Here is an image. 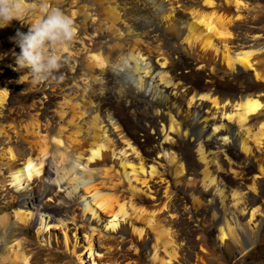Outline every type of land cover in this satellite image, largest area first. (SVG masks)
Returning a JSON list of instances; mask_svg holds the SVG:
<instances>
[{
    "label": "rangeland",
    "instance_id": "rangeland-1",
    "mask_svg": "<svg viewBox=\"0 0 264 264\" xmlns=\"http://www.w3.org/2000/svg\"><path fill=\"white\" fill-rule=\"evenodd\" d=\"M104 1L106 9L118 7L120 19H108L103 9L97 15L93 0H47L74 20L77 32L55 78L38 84L14 61L20 49L12 37L30 25L13 20L12 27L0 28V84L9 91L0 106V153L9 147L33 156L47 150L43 177L34 176L25 191L42 194L56 218L38 233L39 223L15 216L23 206L21 192L0 188V214L10 213L12 224L6 231L0 227L3 249L20 242L29 264H264V139L256 137L258 115L242 122L236 106L244 96L264 100L258 85L264 52L252 55L250 68L231 65L237 50L264 48V0H229L232 8L217 0L226 5L217 9L192 0ZM236 1L243 5L237 8ZM42 2L28 0L25 23L40 18ZM83 6L94 11L86 26ZM190 21L224 32L217 41L232 53L228 60L186 40ZM74 114L75 123H68ZM93 115L106 147L91 163L92 184L110 204L109 212L95 206L97 217L80 196L94 203L91 193L79 188L69 195V179L62 186L51 181L58 167H70L60 156L58 167L52 163L64 143L71 154L90 147ZM59 132L63 144L52 138ZM121 201L127 214L117 216L113 229L111 214ZM137 218L142 236L128 221Z\"/></svg>",
    "mask_w": 264,
    "mask_h": 264
},
{
    "label": "bare ground",
    "instance_id": "bare-ground-1",
    "mask_svg": "<svg viewBox=\"0 0 264 264\" xmlns=\"http://www.w3.org/2000/svg\"><path fill=\"white\" fill-rule=\"evenodd\" d=\"M58 1L59 0H56V2H58ZM154 1L156 2V4H159L160 0H154ZM192 1L194 3L202 5L204 7H212L213 9H217L218 6H221V7L226 6V5H224V3L222 4V3L218 2L217 0H192ZM93 2H94V6L92 8L97 10V15L102 14V9H103V11L106 13V16L108 19H111L114 21L115 19L117 20V19L121 18V12H120V10H118L117 6H111L110 9H106L107 3L105 4L104 0H97V1L93 0ZM226 3H227V8H232L231 5H229V4H231L229 2V0H226ZM87 4H90V3H87ZM87 4H86V7L88 6ZM242 5L243 4H241L240 1H236V7L237 8L241 7ZM166 6L167 5H165L164 9H166ZM92 8L90 7L89 9H92ZM82 9L85 12V14L83 13L85 15V20H84L83 25L86 26L87 25L86 20H87V18H89L88 16L93 15L94 11L93 12H91L90 10L87 11L88 9L86 10L85 7ZM196 11L201 12V10H196ZM199 12H198V14H199ZM203 12L204 11H202V14H203ZM171 14H172L171 11L166 12V15L169 17ZM204 16H205V14H203L201 16L202 19L205 18ZM201 17L199 18V21H200ZM206 17L210 18V16L207 14H206ZM95 18H96V16L94 17V19ZM210 21L211 20H209V22ZM199 23H201V22H199ZM218 24L220 25V23H218ZM13 25H14V22L12 21L8 27H12ZM187 27H189V31L186 32L185 38H186V40L189 41V43L193 42L194 46H198L201 44L202 48L208 49V51L213 50L216 52V54H218L220 52L223 54V56H225L226 60H228V57H229L228 53L229 54H232V53L230 52V50L228 48H226L224 50H222V49L220 50V46H219L218 41H217L219 38L224 39V37L226 36L224 34V32L222 33V32L217 31L216 30L217 28H215L214 26H212L210 24H207L204 29L199 28L198 25L194 23V21L188 22ZM5 29L7 30V28H5ZM8 30H10V29H8ZM255 43L260 45V42L258 40L255 41ZM252 46H254V45L253 44L249 45V47H250L249 49H242V50L239 49L236 52H234L232 54L233 55V61H232L231 65L235 66L236 64H241V65L245 66L246 68L252 67L254 65V60L251 59L252 55L255 54V52H258V53L264 52L263 47L260 46V47H257V49L256 48L254 49ZM108 47H112L111 44L108 45ZM263 55L259 59V65L262 67V71L258 73L259 79H260L258 85L261 87V90L264 89V60H262V58L264 57ZM8 96H9L8 89H6L4 86H2L0 84V106L3 105L7 101ZM262 96L264 98V92L262 93ZM214 101H216V104H218V100L215 99ZM236 106H237V109L239 110V112H238L239 119L242 122L248 121L250 116L253 114L258 115L260 127H259L258 133H256L258 135L256 137H258L259 139H264V100L244 96V97H241V99L236 103ZM73 110L74 111L76 110L75 106H73ZM75 113H77V111ZM76 115L75 114L71 115L72 117H70V119L68 120V123L74 124L75 123L74 120H75ZM83 115H80V116H83ZM98 120H99L98 116L93 115L92 120H91L92 123L89 125V128H91V131H89L88 133L91 134V137H92L91 138L92 141L90 142V144L88 143L90 147H86L84 145L81 147H78L76 153H74L72 151L74 154L69 153L70 152L69 151V145L70 144L67 147L68 143L67 144L64 143V140L62 139V133L61 132L57 133L56 135H54L52 137L53 140L55 141L54 143H57V144L58 143L59 144L64 143V145H66L65 146L66 148L63 146L65 148V150L64 151L62 150V152H60L61 150H59V146H58V149L56 150V152L59 150L57 152L58 154L53 153L54 159L52 158V163L56 164V162L59 160V158H57V157L60 156V158L61 157L62 158H61V161L60 160L59 161L63 163L62 159H64V160L68 159L69 160L68 164L70 163L69 164L70 167L64 166L62 168V170L59 171V169H58L59 164L57 162V164H56V167H58L56 169L57 175L51 180L52 182L54 181V183L56 182L58 184V186H62V181L69 179L70 180L69 185L66 186V188L72 187L68 192L69 195H73V196L77 195L79 192L78 191L79 188H84L86 193H91L90 196L92 197V201H94V203H92L91 201H87L86 200L87 196H85V194H80V196L82 198H84L83 200L86 204L85 210L91 211L92 215L96 216V217L98 216V209L97 208H101L102 210H106L108 212L110 210V209L108 210V208L110 207V204L106 203L105 199L103 198L102 193L98 189H96L94 184H92L94 182V176H95L92 174V171L95 168L93 166H91V163L96 161L97 159H101L103 157V155H104L103 150L106 147V142H105L106 140L103 139L105 137V134L99 133L101 131H100V127L98 124L99 123ZM79 130H81L80 133H83L82 132L83 127L81 125H79ZM81 136H82V134H81ZM69 138L70 137H67V141L69 140ZM64 139H66V138H64ZM241 145L244 148V150L249 149V147H247L245 142H242ZM55 146H56V144H55ZM16 150L14 151L13 148L9 147L0 153L1 154V156H0V164H1L0 174L2 175V177H4L3 182L0 181V188H2V190H5V189H7V186H10V187H14L16 189V191L21 192L23 206L21 209H19L15 212V216L18 220L23 221L24 223H31V224L39 223L40 227L38 228V233L42 234V232H44V230L46 231L49 224L51 222H54V220H56V218L53 214H51L49 212L50 204H48L47 202L44 201L42 194H39V195H35V193L29 194L28 192L25 191L26 187H27L25 184H28L29 180L33 179V177L36 175L43 177L45 161L47 158L46 157L47 150L45 151L44 149H42V152L38 156H33L32 151H29V152L27 151L25 153L22 152L21 154H18V152H16ZM88 152H89V155H87ZM201 157H203L202 159H204V155ZM55 159H58V160H55ZM7 167H8V171H9L8 174L9 175L5 174V168H7ZM208 169L209 168H208V166H206V162H205V177L209 176V170ZM106 171L108 172V170H106ZM71 181H73V182H71ZM113 183H114V181H113ZM115 184L117 187L119 186L117 184V182H115ZM118 205H119V207H118L119 210L117 212H113V214H111L113 218L109 222L110 223L109 225L113 229H116L117 225H118V221L116 220L117 216L119 214H121V216L127 214L125 202L124 203L122 202ZM95 206H97V208ZM9 216H10V213H8V212L4 213V214H0V227L5 229L4 231H6L8 229V227H10V225H12L9 222V218H10ZM60 221H62V224H64L63 220H60ZM128 221H129L130 226L133 227V230L135 232H137L140 236H142L143 231H144L142 220L137 218L133 221L131 219H128ZM149 221L152 222L151 218L149 219ZM117 231L121 232V229L117 230ZM12 233L14 234V230ZM221 233H222L221 238L223 240L228 237V233L226 231L221 232ZM262 237L264 238V235H262ZM4 238H5V236H4ZM2 239H3V237L0 238V251L3 252V254H0V257H1V262L3 264H23V263L29 264L30 263L26 252L22 251L23 247L21 248L20 242H16L12 246H10V250L8 252V251L4 250L5 248L3 249V247H2V244H1ZM65 241H67V237H66ZM89 244H90V247L92 249L94 246L92 239L89 241ZM5 251L8 253H6Z\"/></svg>",
    "mask_w": 264,
    "mask_h": 264
},
{
    "label": "clouds",
    "instance_id": "clouds-1",
    "mask_svg": "<svg viewBox=\"0 0 264 264\" xmlns=\"http://www.w3.org/2000/svg\"><path fill=\"white\" fill-rule=\"evenodd\" d=\"M43 13L35 22L25 23L31 12L28 0H0V28L13 20L30 25L27 33L17 31L12 37L20 49L14 53L16 70H27L34 84L55 78L64 63L62 53L76 38L74 20L58 7L43 0Z\"/></svg>",
    "mask_w": 264,
    "mask_h": 264
}]
</instances>
